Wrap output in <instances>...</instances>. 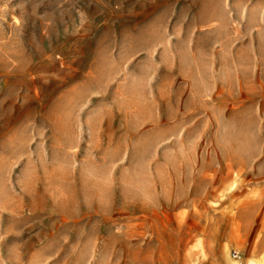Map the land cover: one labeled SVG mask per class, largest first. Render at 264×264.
<instances>
[{
	"label": "rangeland",
	"instance_id": "rangeland-1",
	"mask_svg": "<svg viewBox=\"0 0 264 264\" xmlns=\"http://www.w3.org/2000/svg\"><path fill=\"white\" fill-rule=\"evenodd\" d=\"M251 261L264 0H0V264Z\"/></svg>",
	"mask_w": 264,
	"mask_h": 264
},
{
	"label": "bare ground",
	"instance_id": "bare-ground-1",
	"mask_svg": "<svg viewBox=\"0 0 264 264\" xmlns=\"http://www.w3.org/2000/svg\"><path fill=\"white\" fill-rule=\"evenodd\" d=\"M239 258V257H238ZM254 262L253 261H251V264H253ZM256 263V262H255Z\"/></svg>",
	"mask_w": 264,
	"mask_h": 264
}]
</instances>
